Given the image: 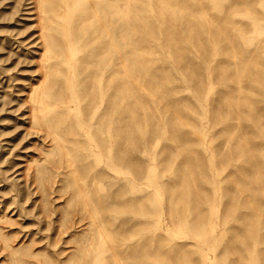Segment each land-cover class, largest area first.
<instances>
[{
	"label": "rangeland",
	"instance_id": "obj_1",
	"mask_svg": "<svg viewBox=\"0 0 264 264\" xmlns=\"http://www.w3.org/2000/svg\"><path fill=\"white\" fill-rule=\"evenodd\" d=\"M73 1L0 0V264H264V0Z\"/></svg>",
	"mask_w": 264,
	"mask_h": 264
},
{
	"label": "bare ground",
	"instance_id": "obj_2",
	"mask_svg": "<svg viewBox=\"0 0 264 264\" xmlns=\"http://www.w3.org/2000/svg\"><path fill=\"white\" fill-rule=\"evenodd\" d=\"M81 0H74L73 1V4L74 5H77V3H79ZM120 1V0H119ZM118 1V2H119ZM116 5H118V3L117 4H115V6ZM115 6L113 7V12H114V8H115ZM128 5H127V3H126V0H123L121 3H120V5L118 6V8L122 11V12H128V7H127ZM107 7V10H110L109 9V7H110V3L106 6Z\"/></svg>",
	"mask_w": 264,
	"mask_h": 264
}]
</instances>
